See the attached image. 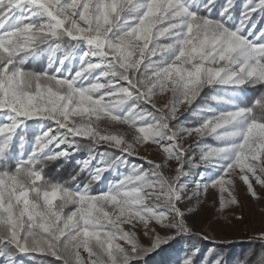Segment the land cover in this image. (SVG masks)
I'll use <instances>...</instances> for the list:
<instances>
[{"label": "snow or ice", "instance_id": "snow-or-ice-1", "mask_svg": "<svg viewBox=\"0 0 264 264\" xmlns=\"http://www.w3.org/2000/svg\"><path fill=\"white\" fill-rule=\"evenodd\" d=\"M238 181L260 198L264 0H0V264H142L208 240L189 204L222 213ZM200 251L174 264H226Z\"/></svg>", "mask_w": 264, "mask_h": 264}, {"label": "rangeland", "instance_id": "rangeland-1", "mask_svg": "<svg viewBox=\"0 0 264 264\" xmlns=\"http://www.w3.org/2000/svg\"><path fill=\"white\" fill-rule=\"evenodd\" d=\"M166 97H157V103L162 104L165 102ZM181 119H185V122L191 124L188 120V112L185 109H181ZM102 127H104L102 125ZM124 131L125 129H120ZM209 143H214L209 140ZM193 143V140L189 139L185 142V146ZM198 150L192 149L195 153ZM81 155L87 156V154L80 153ZM141 156H147L149 160H154L157 163L163 162V155L155 146L149 147L147 150H140ZM131 162L136 164H144L145 167L148 165L143 161L136 159L135 157L130 158ZM175 167V161L168 162V166L164 168L166 175H174L172 169ZM204 166L201 165L202 169ZM196 169V173L200 169ZM196 174L193 175L195 177ZM115 179L114 173H106L104 180L101 181L103 189L106 184ZM192 178H189L191 182ZM259 199H253L250 197L245 190V186L241 182H237L235 195L239 200L238 205L231 206L224 212H218L216 204L210 199L207 202L197 204L195 200H192L189 204V212L187 215V223L192 229V232H198L207 236H211L218 240H232L239 236H246L248 238H256L260 233L264 232V188L259 185L256 186ZM193 188H189L188 194L190 195ZM187 203V202H185ZM239 217V218H238ZM141 241L147 245L148 240L141 236ZM175 249H172L171 253H174ZM25 264H30L25 261Z\"/></svg>", "mask_w": 264, "mask_h": 264}, {"label": "trees", "instance_id": "trees-1", "mask_svg": "<svg viewBox=\"0 0 264 264\" xmlns=\"http://www.w3.org/2000/svg\"><path fill=\"white\" fill-rule=\"evenodd\" d=\"M34 67H39L41 65H33ZM254 93L250 92L249 97L253 96ZM188 120L191 124H195L196 120L192 116H188ZM31 136V132L28 134ZM101 151L104 149L101 148ZM79 153L85 154V151ZM76 167V160L72 158L64 165V175H67ZM193 175L196 174V169H192ZM102 183L99 182L93 185L94 191L102 190ZM193 234H201L198 232H193ZM204 235V234H203ZM208 240H195L193 238H187L180 240L179 242H174L170 246H164L163 250H157L146 256L142 264H174V261L180 257H183L185 252L188 251L192 244H197L200 248V253L197 256L198 261H202L203 256L207 253L209 248L216 249L222 256L226 264H256L259 257L264 254V241L256 238H248L246 236H239L232 240H218L211 236H208ZM178 248L172 252V249ZM26 262L32 264V261L25 258Z\"/></svg>", "mask_w": 264, "mask_h": 264}, {"label": "built area", "instance_id": "built-area-1", "mask_svg": "<svg viewBox=\"0 0 264 264\" xmlns=\"http://www.w3.org/2000/svg\"><path fill=\"white\" fill-rule=\"evenodd\" d=\"M85 154H87V153H85ZM84 158H86V156L85 155H81L80 153H76L75 154V156H74V159L77 161V160H82V159H84Z\"/></svg>", "mask_w": 264, "mask_h": 264}]
</instances>
